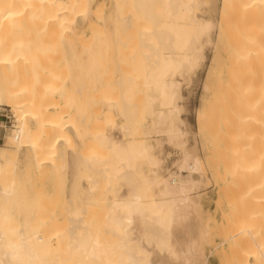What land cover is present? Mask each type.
<instances>
[{
	"label": "bare ground",
	"instance_id": "obj_1",
	"mask_svg": "<svg viewBox=\"0 0 264 264\" xmlns=\"http://www.w3.org/2000/svg\"><path fill=\"white\" fill-rule=\"evenodd\" d=\"M97 1L0 0V105L11 108L17 122L11 137H7V142L9 140L16 144L17 150L12 152L0 149V182L3 183L0 197L2 195L8 198L14 194L13 187L18 180L15 178H12L10 182L4 180L10 172L11 175L15 172V162L22 147L32 152L37 168L47 165L49 170H54V173L58 166L56 160L61 154L59 149L61 147L63 149L64 146L72 148L75 139H80L84 135L91 137L92 140L88 141L95 142H88L89 150L91 144L93 147L95 144V147L99 146L106 150L102 159L100 156V159L97 158L94 152L91 156L89 154L88 158L80 155L77 157L78 161L72 173L73 182L70 189L68 188L70 199L65 201L69 203V209L67 207L68 210L64 216L68 221L67 225L59 222L55 208L46 206L40 197L37 201L41 209L35 214L31 223L10 227L4 215L0 218L2 222L0 224V264H206V258L204 259L202 252L198 249L203 239L206 240L208 236V227L206 226V229L199 222V225H192L193 221L198 220L196 211L199 207V196H196V191L204 182L195 177V175H202L200 158L190 150L185 151L184 148L185 156L179 163L177 162L178 168H175L180 173L174 172L165 177L166 175L163 176L161 173L163 170H159L161 161L155 156L153 146L143 143L138 147L134 141L127 140V143L115 141L101 134L97 124L92 128H83L81 121L77 122L78 116L76 119L70 112V107L75 102L74 99L82 96L89 99L90 94L92 120H96L99 115L95 112L97 109L95 106L99 104L101 113L99 116L104 119L121 116L124 119L125 124L119 129L123 131L127 139H131L132 130L138 118L148 116L145 119L148 123L145 133L147 138L164 136L169 143L177 142L179 145L177 148L185 147L184 138L187 131L181 127L185 124L181 119L183 107L179 105L181 84L173 77L176 74L185 77L204 58V46L210 43L208 34L215 26L212 27L211 22L196 16L195 10L198 5L200 6L199 0H136L139 14L144 13V17L149 22H144L141 14L140 23H137L140 19H136V22L131 24L129 22L131 18H126L117 28L118 33L113 32L115 35L111 36L105 31L106 29L93 23L89 18L92 4ZM150 1L154 5L158 1L163 2L162 8H159L160 14L154 13V5H151ZM201 1L202 4L203 0ZM101 3L99 6H103ZM98 9L96 12L93 11L95 12L93 15L102 20L99 13L101 11L97 12ZM223 11L225 13L230 11L231 15L225 14L217 28L219 33L217 45H215L218 63L216 78L218 77V83H222L221 64L225 55L229 68L227 75L232 86L227 88H231L237 94L235 97L230 92L231 96L233 95L232 98L231 96L226 98L230 97L233 101H227L230 102L227 105H224L226 100L220 103L222 107L227 106L224 111L226 118H223L225 120L223 125L227 133L230 130L237 134L241 132L237 140H241L238 142L241 143L239 145L246 147L243 149L240 146L238 149L237 145L238 148L235 145H233L234 148L230 147L235 151L231 177L235 180L241 178L242 189L240 186L236 187L240 189L239 191L243 190L244 184L249 183L250 189L254 188L264 193V0H223ZM85 25H87V32L77 30V27ZM131 28L134 30L130 31ZM62 44H66L69 48V57L75 59L85 54L89 55L94 50L109 49L118 51L120 60L131 62L132 58L127 59V56H130L129 50H144L147 55L148 52L152 53L151 55L154 52L157 67L148 72L145 88L148 87L144 90L141 101L136 103L129 102L126 87L127 83H131L132 77L130 75L128 77L126 72H123L126 77L121 76L122 81L115 84L122 90L121 95L118 94V90H114V95L113 91H109L113 86L116 87L110 83L106 84L105 89L101 87L98 93L94 90L86 92L84 85L78 86V89L73 92L67 87L68 77L65 69L56 66L61 59L59 56H62L57 53V50ZM95 44L101 48H95ZM77 50L82 52L78 53ZM62 59H64L63 56ZM134 60L132 62L136 63ZM256 65L259 67L258 70ZM119 71L122 73L123 70ZM209 71L215 74L212 70ZM81 74L84 73L81 72ZM208 74L210 75V72ZM116 78L113 79L115 81L119 79ZM110 80L111 77L106 81L110 82ZM213 81H209L211 85ZM206 85L207 83L204 87L205 92L210 89ZM115 94L120 97L117 96V98ZM213 99L214 97L211 101ZM218 101L220 102L221 99ZM214 104L217 103L207 107V110L203 109L202 105L203 110L196 113L198 133L205 131L206 128H208L206 135L209 129L214 131L215 121L218 119H214L213 122L211 115L215 114L214 109L217 108L218 111L220 105L212 107ZM221 111L222 108L219 109V121H217L219 123L223 116ZM231 112L233 115L237 114L236 118L230 115ZM240 113H244V117L239 116ZM86 119L84 118L85 121ZM210 134L214 133L209 132L208 135ZM202 136L204 140L205 136ZM247 136L251 138H246ZM245 138L246 142L243 141ZM256 138H259L257 144L261 158L259 171L250 165L253 159L250 158L251 150L249 151L248 142L254 145ZM211 141L220 158L222 156L221 151L219 152L220 148L215 144L217 139ZM226 142L224 144L228 147L232 141ZM62 151L64 152V149ZM226 153L228 154V151ZM226 153L225 155L228 156ZM146 167L151 169L149 175L142 172ZM228 167L230 166H227L225 171L224 166L223 171L229 173L228 169L231 167ZM82 169L89 173L90 186L86 196L93 197L98 187L104 188L103 192L105 190L112 194L121 181L130 186V192L125 198L119 199L117 194V198L107 201L101 228L96 227V223L90 222L91 217L87 219L88 221L84 220L87 218L86 214L91 215L89 209L98 206L99 201L93 199V201L90 199L84 202L79 201L80 190L77 187V178ZM182 172H187V176L184 177ZM258 172H262V175L259 173L260 179L258 178L257 181L255 177ZM255 180L257 184L254 183ZM100 181L104 182L105 187ZM230 186L232 185H228ZM233 188L232 186L231 190L235 191ZM154 189L157 190L156 193H152ZM246 190L248 193L252 191L247 187ZM248 196L244 198L247 201L242 200L243 205L248 202ZM242 204L241 211L245 206H249ZM247 207L242 214L245 219L244 221L241 219L242 223L239 227L235 228V223H228V221L225 226L227 232L233 234L230 239L246 244L240 245L241 250L244 249L242 253L246 254L242 255L244 258H239L233 263L264 264V207L261 211L257 209V212L252 211V214L250 212L251 217H246L245 211L249 210ZM92 214L94 216V213ZM242 215L240 214L241 217ZM224 234L226 235V232ZM248 236L252 239L245 240L246 237L249 238ZM252 242L256 250L254 253L250 250L245 253V248L247 245L251 246ZM229 248L232 251V244Z\"/></svg>",
	"mask_w": 264,
	"mask_h": 264
},
{
	"label": "rangeland",
	"instance_id": "obj_2",
	"mask_svg": "<svg viewBox=\"0 0 264 264\" xmlns=\"http://www.w3.org/2000/svg\"><path fill=\"white\" fill-rule=\"evenodd\" d=\"M201 2L202 1L199 0L200 6L198 5V7L195 10L196 16L198 18L204 20V21L211 22L212 27L215 26V27H213V29L210 30V32L208 34V38H209L208 40L210 43L204 46V49H203L204 58L202 59L203 61L200 60V62L197 64V66L194 68V70H192L191 72L186 74L185 77L184 76L182 77L179 74H176L173 77L177 82H179L181 84L180 85L181 99L179 101V105L183 107V111L181 113V119L183 120V122L185 124V125H182L181 127L183 130L187 131V135L184 138L185 139V147H178L177 148V146H179L177 142H176V144L175 143H169V142H167L168 140L164 136H162V137L152 136L150 138H147L145 133L147 131L146 128L148 126V123L146 122L145 119L148 118V116H145V118L144 117L138 118V120L136 121V124L133 127V130H132L133 133H132L131 139H127L125 137L123 131L119 129L121 125L125 124L124 119L121 116H117L114 119H110V118L104 119L103 117L99 116L101 114L100 109H99L100 107L98 106L99 104L95 106L97 108L95 110V112H97L99 115H98L96 120H92L90 117V114H91V108L90 107L92 105L90 102L91 101V95L90 94L88 95L89 99L87 97L85 98L83 96L81 98H79V97L76 99L73 98L75 100V102L71 105L70 112L73 113V115L75 116L76 119L78 116L77 122L81 121V125L83 128H85V127L92 128L95 124H97L96 125L97 129H99L101 134H103L104 136L111 137L115 141H121V142L127 143V140H128V142L130 140V142L134 141L135 145H137L138 147L141 146L143 143L144 144L148 143L151 146H153L155 156L161 161L159 170L160 169L163 170V171H161V173L163 176L166 175L165 177L170 176L174 172H179L178 169H175V168H178V163L180 162V159L182 160L184 158L186 150L192 151L193 154H195L197 157H199L201 162H202V173H201L202 175H200V176L195 175V177H197L200 180H203L204 182L202 183L200 188L196 191V196L197 195L199 196V197L197 196L198 200H199V205H198L199 207L197 208V211H196V215H198V218H196V219H198V220L200 219V220L199 221L196 220L197 222L193 221L192 225H197L199 222V224H201L205 227L207 226L208 230H209V231L207 230L209 233V234L207 233V235L209 237L207 235L206 236L210 240L207 238H206L207 241L205 239H203L204 241H202L201 246L198 249V251L202 252L201 254L203 255L204 259L206 258V260H205L206 264H234L233 261H236L239 258H244V256H242V255H246V254L242 253V252H244V249L241 250V246H240L242 244L243 245H246V244L237 243L238 241L236 239H234V240L230 239L233 236V234L227 232L228 230H226L227 227H225V226L227 224V221H228V223H233V224L235 223V228L239 227L240 223H242V220L244 221V219H245L243 217L244 215H242L244 212V209L247 207L245 205H249L247 207V208H249V210L247 209L248 212L245 211V213H247V214L248 213L250 214V212L252 214V211L257 212L258 211L257 209H260V211H261V209H263V207H264V202H263L264 201V193H262L261 191H258L257 189H254V188H251L252 191L250 193H248L247 192L248 190H246V187L249 190H251L250 187H248L249 183L244 184L245 187L243 186L244 187L243 190L239 191L240 189H237V188H239L237 186H240V188L242 189V184L240 181L241 178H239V180H235V179H233V177H231V169H232V165L234 163V158H235V155H234L235 151L232 150V148H234L233 145H235V146L237 145L238 147L240 146L242 149L246 148V147L241 146V145H239L241 143H238L241 140L240 139L237 140V136H241L240 135L241 132H240V134H239V132L237 134L236 132L230 130L227 133V131L224 128L223 122L225 121L224 119L226 118V116H224L225 115L224 111L227 108V106L224 107V105H227V103H230L227 101L232 100V99H230V97L226 98V96H231V94H233L236 97L237 94H235L231 90L232 86L230 84L231 82H229L230 79H228L229 76L227 75L228 74L227 69L229 70V68H228V64L226 62L227 61L226 57L224 55L225 52L223 54L224 59H223L222 64H221V68L223 70L222 83H218V77L216 78V76H218V75H216L218 72V63H217V58L215 55V47H216L215 45H217V40H218L217 38H218V33H219V31L217 29L218 25L220 23L221 18L225 14L231 15V12L229 11L228 13H225L223 11V0H203L202 4H201ZM99 3H101L103 6H99L100 5ZM151 5H154V4L152 3ZM114 6L119 7V8H115ZM162 6H163V2L158 1L157 3H155V5L153 6L154 7V13L156 12L155 14H157V13L160 14L161 12L159 10H161V9H159V8H162ZM96 7L99 8L97 12L101 11L99 13H100V18H102V20L99 18H96L94 16L95 12L97 10ZM93 11H95V12H93ZM140 14L143 15L142 18L145 20V21L144 20L143 21L148 23L149 20L146 17H144L145 14L144 13H140ZM140 14H139V9H138V5L136 3V0H98L97 3L92 4V12H91V15L89 18H90V20H92L93 23L99 25L104 30L106 29L105 31L109 32V34L111 36H114L115 34L113 32H115L116 34L118 33V32H116L117 28H119V25L122 24L126 18H131V19H129L130 20L129 22L132 24V23L136 22L135 21L136 19L141 18ZM97 19H99V20H97ZM141 19L137 23H140ZM78 24H79V21H78ZM86 27H87V25L82 26V27H77V30H83L84 32H87ZM133 30L134 29L131 28L130 31H133ZM119 32H120V30H119ZM62 47L63 48L65 47V48L62 49ZM94 47L95 48H101V47H98V44H95ZM59 49H61V51ZM62 50H63V53H62ZM133 51L134 52L136 51V52L133 54L132 53ZM139 51L143 52L144 50L139 49V50H129L128 51L130 56H127V59H128V57L132 58L131 62L129 60H126V61L120 60V57L118 58V51H116V50L110 51L109 49H107L105 51L94 50V51H92V53H89V55L85 54V55L80 56V58L75 59V58L69 57V55H70L69 48H67L66 44H62V45H60V48H58L57 53L61 54L64 59H62V56H59V57H61V59L59 60V62H57L56 66H59L60 68L65 69V74L68 77L67 87L72 89L73 92L78 89V86L84 85L86 92L94 90L96 93H98L101 87L105 89L106 84H109V83L111 85L112 84L115 85V84L119 83L120 81H122V77H126V74H127L128 77H130V76L132 77L131 83L129 82V83H127L128 85L126 84L127 85L126 91H128V96L130 98L129 102L130 103H136V102L141 101V97L144 95V90H146L148 87L147 86L145 88V84L147 82L148 72H151L152 70H154V68L157 67L156 56H155L154 52H153V55H151L152 53L150 54L148 52V55L150 54L149 58H148V55L145 53L146 51L143 52L146 54V56H145V54L143 55V53H140ZM77 52L81 53L82 51L77 50ZM64 53H66V54H64ZM138 53H139V55H138ZM129 54H125V55H129ZM131 55H133V56L131 57ZM136 55H137V57H136ZM134 57H135V60H134ZM123 58H125V57H123ZM133 60L136 63H133L132 62ZM213 66H215V67L213 68ZM119 67L121 70H123L122 73H121V71H119L120 70V69H118ZM215 68H216V70H215ZM258 69H259V67H258V65H256V70H258ZM209 70H212V73H215V74H211V71H209ZM75 71L76 72L78 71V72L76 73ZM81 72L84 74H81ZM123 72H126V74L123 75ZM209 72H210V75L208 74ZM93 74L95 76H93ZM113 74H115V75H113ZM119 74H121V75H119ZM235 76H236V74H235ZM110 77H111L110 82L106 81ZM116 77L119 79H117ZM113 78H116L117 80L115 81V79H113ZM212 80H214V81L212 82V85H211L210 82ZM105 82H107V83H105ZM206 83H207L206 86H209L208 89L210 88L209 91H207V92H205L206 90L204 89ZM228 85H230V86H228ZM224 87H225V89H224ZM227 87H231V88H227ZM218 89H220V90H218ZM114 90L115 91L118 90V94L121 95L122 90L119 87L113 86L112 89H110L109 91L110 92L113 91V95H114V93H115ZM216 90H217V92H216ZM212 91H214L212 93V95H214V96L211 95ZM225 91L226 92L228 91V92L226 93ZM208 92H209V94H207ZM230 92H231V94H230ZM219 93L222 95V97H221V95H219ZM116 94H115L116 97L117 96L120 97L119 95H116ZM226 94H228V95H226ZM72 95H74V93ZM210 95H211V97L209 98ZM232 96H231V98H232ZM212 97H214V99H216V97H217V99L216 100L213 99L212 100L213 102H212L211 101ZM235 97H233V98H235ZM205 98H206V100H208L209 102H212V103H209V102L207 103L206 100H203ZM219 99H221L220 102L218 101ZM227 99H230V100H227ZM224 100H226V101L222 107V104H220V103L221 102L224 103ZM215 102L217 104H214V106H212V107H217L218 104H220V105L218 107V111H217V108L214 109V110H216L215 114H214L215 115L214 118H213L214 115H211L213 113L212 112L213 110L211 109L212 113L210 115L213 119V120L212 119L211 120L214 122V119H216V120L218 119L217 121H219V109L222 108V111H221L222 114L221 115H223V116L221 117V120H220L221 123L215 121L216 123L214 125V127H215L213 129L214 131H212L210 129L208 130L210 133L213 132L214 133L213 135L210 134V136H209L208 135L209 132L207 135L205 134V133H207L206 129H208V128H206L205 131L198 133L199 129L196 125V118H195V117H197L196 113H198L199 110L200 111L203 109L207 110V107H211V105ZM83 103L85 104L84 106L81 105ZM202 105H203V109L201 108ZM6 108L8 109L9 112H11L13 114L11 108H9V107H6ZM88 109H90V111H88ZM208 111L210 113V108L208 109ZM216 112L218 113L217 116H216ZM233 112H231L232 114H230V115H232V117L235 116V118H236L237 114L233 115ZM236 112H237V110H236ZM236 112H234V113H236ZM209 113H207V114H209ZM245 113H247V112L245 111ZM79 115H80V117H79ZM241 115H243V116H241ZM246 115L247 114H245V116ZM239 116L244 117V113H240ZM211 117H209V119ZM84 118L85 119L87 118L86 121L84 120ZM11 119H12V122L9 123V125L7 127L8 129H11V127H10L11 124L15 125V126L17 125L14 114H13V117ZM216 124H218L219 127ZM208 126H209V124H208ZM216 126H217V128H216ZM215 129H217V130L215 131ZM235 130L239 131V129H235ZM217 131L220 132V134H218ZM200 134H201V136L202 135L205 136L204 140H203V138H204L203 136L202 137L199 136ZM228 135H230V136H228ZM245 135H246V132H245ZM207 136H209V137H207ZM10 137H11V132L8 131V138H10ZM84 137H86V139ZM248 137L249 136H247L246 138H248ZM256 137H257V134H256ZM82 138H83V140H82ZM82 138L75 139V142L72 143V148H71V146H69V147L64 146L63 147L64 152L62 151L63 150L62 147H61V149H59V152L61 154L59 153L60 156L57 158L58 161L56 160V164L58 165L57 169L55 171L56 173H54V170H52V171L49 170V166H47V165H42L39 168H37V165L35 164L36 161L33 157L32 152L27 150L25 147H22L21 153L19 154L17 161L15 162V165H16L15 166V172L13 173V175H11V172H10V174L7 175L6 179L4 180L5 182H8V181L10 182V180L12 178H15L16 180H18L17 184H15V186L13 187L14 194L12 195V197H8V198L4 197L2 195L0 197V218L4 215L7 218L6 223L8 224V226L13 227L15 225H20V224L26 225V224L31 223V221L34 219L33 217H35V214H37L38 210L41 209L40 204L38 205L39 202L37 201V199L39 197L42 199V202H44L46 206H48L50 208L51 207L55 208L56 217H58L57 219H59V222H61L62 224H65V225L68 224V221L65 219L64 216H65L67 210L69 209V203L68 202L66 203L65 201H67V200L69 201V199H70L69 189L71 187L70 185H72V182H73L72 173L75 169V163H77L76 161H78L77 157L80 155V156H84V157L88 158L89 154L91 156V154H93V152H94V154L96 153L97 158H99V156H100V158L102 159L105 156V151H106L102 147H99V146L95 147V144H93L95 148L91 144L90 146L92 148L90 147V150H89L88 144H90V143H88V142H93V143H95V142L94 141H88L91 139V137L87 136V135H84ZM206 138H207V140H206ZM222 138L224 139L223 140L224 142L227 141L228 143H230L232 141L230 143L231 146H230V144H228V147H227V144H224V142L222 141ZM246 138L243 139V141H245ZM249 138H251V137H249ZM212 139L213 140L217 139V143H215V144L218 145L220 148L219 152L221 151L220 155H222L221 157L219 156L220 158H218V154L216 153L217 151L214 147L215 145L211 141ZM258 140H259V138H256V140H255L256 145L255 144L252 145V143H250V142H248V143L250 144L249 151L251 150L250 154L252 155V156L250 155V158L254 160V161L251 160L250 165L251 166L253 165L252 167L255 168V170L257 169L259 171V163L261 161V158H260V153H259V151H260L259 145L257 144ZM209 142H210V145H209ZM85 143H87V144H85ZM205 144H206V147H205ZM224 145H226V146H224ZM230 147H232V148H230ZM240 147L238 149H240ZM0 149H7V150H10L13 152V151L17 150V145L13 144L11 141L8 140V142L6 141V143L4 145L0 146ZM227 151H228V154L226 153ZM224 152L228 156H226ZM222 157H223V159H222ZM225 157H226V160H224ZM228 157H230V158H228ZM227 158H228V162H227ZM231 159H232V161H231ZM224 166H225V168H224ZM227 166L231 167V168L228 167V168H230V169H228L229 173L225 172L226 171L225 169H227ZM223 168L225 171H223ZM142 172L145 173L146 175H149L151 173V169L146 167V168H144V170ZM163 173H165V174H163ZM259 173L260 172L257 173L258 175L255 174V175H257L255 177V179L257 181H258V178L260 177ZM187 174H188L187 172H182V175L184 177L187 176ZM88 175H89V173L86 172L84 169H82L81 173L78 175V178H77L78 186L77 187H78V190H80V194L78 195V199L81 202L89 201L88 199H90L91 201L96 200L97 202L98 201L100 202V203L98 202V204H97L98 206L94 207L95 209L93 207H92L93 210H92V208L89 209V211H91V212H89V213H91V215L88 214L89 215L88 216L86 214L87 218L84 219L85 221H88L90 219L89 217H91L92 220L94 219L93 220L94 222L92 220L90 222L96 223L97 226L96 225H94V226L99 227L100 225L102 226L103 221H104L103 219L105 218L104 214H105L106 209H107V201H110L114 198H117L116 197L117 194H118L117 196H119L118 197L119 199L125 198L127 196V194L130 192V186L126 182L121 181L115 187L116 190L112 194L107 193L105 190L103 192L104 188L98 187V190L94 194V196L89 197V196H86L87 191H88V187L90 186V183L88 181ZM260 175H262V172L260 173ZM243 179H242V181L245 180V179L244 180ZM234 180H235V182H234ZM256 180L254 183L257 182ZM100 183L101 184L103 183V185L105 187V184L103 181H100ZM1 184H3V183L0 182V189L2 188ZM228 185H232L234 187L233 190H235V191H232L231 190L232 186L228 187ZM9 188H11V187H9ZM99 188H100V190H99ZM235 188L237 189V191ZM156 191L157 190L154 189L152 191V193H156ZM228 195H230V196H228ZM247 195H249L247 198L248 204L246 203L243 205L242 200H246L244 198H246ZM240 203L243 206H245L243 211H241V209L243 207H240L241 206ZM99 206H101V207H99ZM67 207H68V209H67ZM95 210H96L97 216H95L96 215ZM232 211L236 212V213H233ZM92 213H94V216ZM238 214H239V216H238ZM240 214L242 215L243 218L240 216ZM247 214H246V217L247 216L251 217V214L250 215L249 214L247 215ZM255 214L253 216H255ZM258 215H259V213H258ZM235 217H237L239 219H237ZM259 217H260V215H259ZM246 220H247V218H246ZM1 223L2 222L0 219V224ZM101 226H100V228H101ZM207 227H206V229H207ZM101 230L102 229H100V231ZM223 230L226 232V235L224 234L225 232ZM248 237L249 238L246 237L245 240H248V239L251 240L252 239L250 236H248ZM224 238H226V239L228 238L229 240L228 239L225 240ZM248 242H250V241H248ZM245 243H247V242H245ZM230 244H232V251H230L231 249L229 248ZM250 245L252 247L247 245V247L245 248V253L246 252L248 253L249 250L252 253H254V250H256V248H255L256 246L254 245L253 242ZM199 252H197V253L199 254ZM231 252H233V254ZM249 260L251 262H253L252 259H249Z\"/></svg>",
	"mask_w": 264,
	"mask_h": 264
},
{
	"label": "built area",
	"instance_id": "obj_3",
	"mask_svg": "<svg viewBox=\"0 0 264 264\" xmlns=\"http://www.w3.org/2000/svg\"><path fill=\"white\" fill-rule=\"evenodd\" d=\"M13 114L8 111V109L0 105V146L4 145L7 141L8 131L13 132L14 125L11 124V129H8V125L12 122Z\"/></svg>",
	"mask_w": 264,
	"mask_h": 264
}]
</instances>
